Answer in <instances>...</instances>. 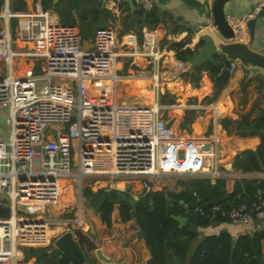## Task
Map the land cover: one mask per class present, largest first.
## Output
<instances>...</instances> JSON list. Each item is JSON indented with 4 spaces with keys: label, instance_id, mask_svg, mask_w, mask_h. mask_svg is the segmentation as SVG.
Segmentation results:
<instances>
[{
    "label": "built area",
    "instance_id": "2783aa9c",
    "mask_svg": "<svg viewBox=\"0 0 264 264\" xmlns=\"http://www.w3.org/2000/svg\"><path fill=\"white\" fill-rule=\"evenodd\" d=\"M120 1L112 0L116 9ZM135 1L145 11L155 9L153 0ZM29 4L26 10H14L13 0H0V108L7 110L8 126V139L0 138V197L11 209L9 217L0 218V264H20L24 248L54 252L53 221L43 215L59 198L65 179L79 184L85 178L132 179L151 192V180L166 174L213 178L220 174L217 144L178 135L162 114L158 84L154 83L156 96L148 104L117 102L122 78L118 63L125 55L121 49L132 48V55L149 58L155 73L160 69L152 31L143 33L142 45L128 33L116 41L117 48L109 35L101 34L92 49H83L77 26L62 23L53 9L43 7V0ZM262 4L245 16L227 14L234 33L230 41L248 42L247 23ZM23 59L32 66L38 61L40 72L22 68ZM241 66L227 60L220 75L232 76ZM104 80L113 81L109 100L90 91L91 85ZM74 108L78 117L72 121ZM257 195L251 205L229 210L220 205L193 211L184 207L189 214L210 219L220 214L232 224H248L264 218L263 192L258 190ZM131 197L137 201L140 194ZM84 251L91 248L85 245Z\"/></svg>",
    "mask_w": 264,
    "mask_h": 264
},
{
    "label": "crops",
    "instance_id": "0c3cea01",
    "mask_svg": "<svg viewBox=\"0 0 264 264\" xmlns=\"http://www.w3.org/2000/svg\"><path fill=\"white\" fill-rule=\"evenodd\" d=\"M24 1L26 4L30 5V0ZM64 1L66 2L67 0ZM212 1L213 0H153L155 9L161 17H164V20L158 23L154 28H149L140 20L134 21L132 23L133 26L127 30L125 21L129 16V12L132 13L139 8L136 1L134 0L136 4V9L134 11L126 0L117 2L118 5L116 7L121 10L118 12V8L116 9L115 6H113L114 3L112 0H106L105 4H103L101 0V7L108 9L112 13V16L107 20L106 26H99L95 29L92 45L97 43L101 34L109 35L114 47L117 48L118 45L116 41H121L123 36L128 33L135 34L140 45L144 42L143 33L145 31H152L155 34L157 51L161 57V63L169 66L167 73L168 75H173V78H170L167 83L160 85L159 76L157 74L151 76V74L149 75L147 72L148 67L152 68L149 64V58L140 54L132 55V48H123L121 51L125 55L119 59L118 68L121 69L119 72H124V74L122 76L120 75L122 78H119L118 81L124 83L126 81L143 83V86L137 92L145 96L148 94L151 98L153 95L155 96L154 83L159 85L160 96L161 94L164 95L165 92L176 93L186 98H190L194 95L198 97L199 103L203 99L210 98V103L208 105L198 106L206 111L204 117L195 114L190 115V131H188L187 128H182L181 131L175 128V124L178 121L177 127L180 129V124L184 121V115H178L175 123L172 125L181 137L213 141L217 144L219 149V170L223 168V172L220 171V174L214 178L209 175H192L188 177L189 183L191 178L196 177L211 178L213 183L217 178H225L226 192L232 193L236 179L240 178L236 177L235 174L244 173L236 170L233 166L236 156L247 149H256L260 145L261 139L258 135L242 136L235 132L229 134L223 128L220 119L222 117H228L238 121L244 114L249 112L251 113L252 119L261 115L264 110V82L257 77L260 71L242 65L232 76H229L225 83L221 86H217L209 70L205 69L202 71L200 86L195 88L190 81L185 80L183 74L186 72V64L177 58L176 51L171 45L172 43H181L184 45L183 49H191L194 53L202 47L204 43L203 38L206 34L205 31L211 29L215 32L211 25L205 26L207 12L210 11ZM254 3V0H233L226 5V14L231 13L238 16H245L252 10ZM74 13L77 15V10H74ZM77 21L78 23L80 22L79 19H77ZM140 32L142 33V41L139 38ZM249 39L248 44L251 48L264 54V17L257 20L255 39L253 42L251 43ZM220 57L225 58L224 56ZM129 66L135 67L134 71H132V68ZM33 68L34 67L31 65L27 70L32 71ZM152 71L154 72V70ZM181 72L182 78H180ZM187 84L190 85L191 92L187 91ZM95 87L97 88V93L95 94L100 95L101 99L109 100L112 98L113 81L104 80ZM148 87H151L152 91H150ZM197 90H201V92L197 93ZM171 105L173 110L181 111L185 114L187 108L185 105ZM210 118H214L217 130H215L212 135L208 134L207 136L206 134L210 133L208 132ZM184 179L185 177L175 174L163 175L151 180L152 191L180 193L181 191L189 190V186L187 187L185 185ZM73 180L77 181L76 179ZM102 182L105 187H102V185L99 186ZM120 182L123 183V187H119ZM94 184L95 186H99V190L105 189L109 191L115 189L122 194H129L130 197L133 193L142 194L144 192L141 182L132 179L103 178L96 180ZM61 185V194L57 201L50 207L57 206L62 195L65 194L63 190L67 189L66 184L63 182ZM70 196L71 190L69 189L63 196V199L67 200ZM85 202L86 201H84L85 210H82V218L79 217L76 220L60 219L49 216L51 211L43 215L53 221L51 225V246L54 249L53 253H55L57 248V239L64 233L70 232L74 240L79 244L89 264H149L151 251L134 217L131 220L123 221L120 216L119 208L117 209L115 204L112 214V225L107 226L102 221L100 212L95 207ZM83 224L86 228L91 226L97 241L95 249H91L89 253H85L84 251L85 245L88 244L85 242L82 243L78 237V231L86 233V228L83 227ZM259 228L264 229V218L248 224H213L210 227L200 229L199 240L206 235L219 233L222 230H228L231 235L236 237L240 234L251 233ZM97 248L102 250L103 255L110 259V262L103 261L98 257L96 253ZM191 254L192 251H189V256ZM20 264L43 263H39L36 256L27 258L24 251L21 250Z\"/></svg>",
    "mask_w": 264,
    "mask_h": 264
},
{
    "label": "trees",
    "instance_id": "16d2710c",
    "mask_svg": "<svg viewBox=\"0 0 264 264\" xmlns=\"http://www.w3.org/2000/svg\"><path fill=\"white\" fill-rule=\"evenodd\" d=\"M126 4L125 2H123ZM14 10H26L27 4L24 0H13ZM45 9H53L64 24L78 25L80 32L86 37V29L89 33H95L99 26H106L107 20L112 13L101 7V0H43ZM139 7V6H138ZM77 10V15L74 13ZM77 19L84 23L80 26ZM125 21L127 30L133 26L134 21L140 20L149 28H154L164 20L156 9L145 11L138 8L130 13ZM15 24V22H13ZM142 41V33H139ZM179 60L186 62L193 54L191 49H183L181 43H172ZM227 62L225 58L215 57L214 63H206L196 68L194 72H184L186 81H190L198 88L202 80V71L209 70L211 77L217 86L225 83L229 76L220 75V68ZM130 88L138 91L143 83L126 81ZM187 91L191 92L190 85H186ZM197 93L201 90H197ZM169 97L168 100L165 98ZM165 105L174 104V97L169 93L162 96ZM220 122L229 133H238L242 136L258 135L261 143L256 149H247L238 154L233 166L236 170L250 173H264V110L261 115L252 119L251 113L244 114L240 120L235 121L228 117H222ZM263 192L264 199V177H243L236 179L234 189L230 196L221 201L226 193V179L217 178L213 183L211 178H191L189 190L180 193L165 191L143 192L140 198L134 201V205L120 203L119 211L123 221L133 218L132 211L136 213L137 223L148 247L151 251L149 264H264V229H257L251 233L233 236L228 230L206 235L200 238V229L210 227L213 224L231 223L226 217L218 214L214 219L207 218L198 213H187L184 204L191 211L196 207L206 209L220 205L225 209H231L243 203L251 205L258 199L257 192ZM86 202L95 207L102 221L112 225V214L115 202L111 201L108 191L100 189L94 192L91 188L84 191ZM11 214L8 200L0 197V218H7ZM176 216L188 218V222L181 224ZM79 240L87 243L91 249H95L93 241L89 236L78 231ZM196 244V245H195ZM25 256H36L39 263L43 264H71L67 255L54 256L47 248L29 247L23 249ZM189 251L192 254L189 256Z\"/></svg>",
    "mask_w": 264,
    "mask_h": 264
},
{
    "label": "water",
    "instance_id": "95a60500",
    "mask_svg": "<svg viewBox=\"0 0 264 264\" xmlns=\"http://www.w3.org/2000/svg\"><path fill=\"white\" fill-rule=\"evenodd\" d=\"M59 0H54L57 3ZM131 9H136L134 0H126ZM233 0H213L210 11L207 12V19L205 26L211 25L215 32L211 29L205 31L203 38L202 47L194 53L185 62L186 72H194L197 67L202 66L206 63H214L215 57L224 56L226 60L239 61L242 65L258 69L260 72L259 77L264 82V54L255 51L251 46L246 43L232 42L234 33L226 19V5ZM106 0H102L105 4ZM254 5L263 3L259 12L251 18L247 25L249 29L250 42L252 43L255 39L256 23L261 17H264V0H254ZM253 5V6H254ZM253 8V7H252ZM180 176L185 177L184 183L188 187L189 180L188 174H181ZM236 177H264V173H236ZM230 192H226L222 197L221 201L226 200L230 196ZM108 195L111 201L116 203V208H119L120 203H127L130 206L134 205V200L129 194H122L115 189L108 191ZM133 217L136 219L135 211H132ZM176 219L181 223L185 224L188 222V218L184 216H176ZM137 220V219H136ZM86 234L93 241L94 245H97L96 237L93 233L91 226L86 230ZM96 253L100 259L106 262H110V259L103 255L100 248L96 249ZM65 254L69 257L72 264H89L79 244L74 240L72 233L66 232L57 239V248L54 256H61Z\"/></svg>",
    "mask_w": 264,
    "mask_h": 264
},
{
    "label": "rangeland",
    "instance_id": "374dc122",
    "mask_svg": "<svg viewBox=\"0 0 264 264\" xmlns=\"http://www.w3.org/2000/svg\"><path fill=\"white\" fill-rule=\"evenodd\" d=\"M57 14V13H56ZM58 15V14H57ZM58 18L60 19L59 15ZM80 26H84V23L82 21L79 22ZM78 30H79V34L82 40V47L83 49H92L95 45H92V42L94 40V35L95 33H89L87 32L88 29H86V37L83 35V33L80 32L79 26L76 25ZM16 48V47H15ZM17 49V48H16ZM21 62V60H18L17 64L19 65V63ZM39 62L38 61H34L33 63V73H39L40 71V67L38 66ZM22 68H25L26 70L29 68V66H31L30 64V60L27 59H23L22 62L20 63ZM130 67V66H129ZM128 67V68H129ZM132 68L131 70L134 71L135 67H130ZM147 72L149 73V75L151 74V76H153L154 74H157L159 76V80H160V85H162L163 83H167L170 78H173V75L167 73V70H169V66L165 65L163 63H161L160 65V69L158 71V73L153 72L152 68L148 67L147 68ZM119 75H123L124 72H118ZM129 74V72H128ZM180 78H182V72L180 73ZM97 86L96 84L91 85V92L93 94L97 93V88L95 87ZM95 89V91H94ZM148 89L150 91H152L151 87H148ZM215 90V88H214ZM167 92H165L166 94ZM170 95L172 97H174V106L175 105H180L183 104L185 105L187 108L185 110V114H183V112L181 111H177V110H173L172 105H165L162 103V94L160 96V102L161 105L163 106V110H162V114L163 116H165L171 123V125L173 123H175V120L177 118L178 115H184V121L182 122V124H180V129L178 126V121L175 124V128L178 129V131H181L182 128H187L188 131H190V125H191V116L192 114L198 115V116H205L206 115V111L198 106H202V105H208L210 103V98H206L203 99L200 103L198 100L197 96H192V97H183L179 94L176 93H171L169 92ZM91 94V93H90ZM156 96V95H155ZM154 95L151 96L147 94V96L145 95H141L139 92H137L136 90L130 88L128 86V84L118 81V86H117V94H116V99L117 102L122 104H148L150 103L152 100H154L153 98L155 97ZM150 101H149V100ZM166 100L169 99V97L165 98ZM78 117V110L77 108H74V110L72 111V121L76 120ZM7 110L5 108H0V138H3L5 140L8 139V126H7ZM55 126L58 127H62V124H56ZM173 126V125H172ZM189 126V128H188ZM217 130L215 127V120L214 118H210V123L208 126V132L206 135L208 136V134L212 135L213 132ZM73 158H74V153H75V146L73 145ZM224 163V162H223ZM223 168L220 169L221 172H223L222 170ZM120 179V178H119ZM97 179H91V178H85L83 179L82 183L79 184V182L73 180V179H69L67 180V182L64 184H66V188L65 190H63V192L66 194L67 190H71V196L69 198L63 199L58 202V205L50 207L47 209V211L45 212L48 213L49 211H51V214L49 216L55 217V218H60V219H73L76 220L79 217L82 218V210H85V206H84V201H86V198L84 197V191L86 188H93V191H98L99 190V186L102 185L103 186V182L101 184H99V186H95L94 182ZM69 181V182H68ZM103 181V180H102ZM69 183V184H68ZM134 185V184H131ZM91 188V189H92ZM95 189V190H94ZM63 194V193H62ZM82 195V196H80ZM86 204H88L87 202H85ZM71 206V207H69ZM56 207V208H55ZM22 215V214H21ZM83 227L86 228V226L83 224ZM88 227L85 229L87 230ZM20 256V254H19Z\"/></svg>",
    "mask_w": 264,
    "mask_h": 264
},
{
    "label": "bare ground",
    "instance_id": "6f19581e",
    "mask_svg": "<svg viewBox=\"0 0 264 264\" xmlns=\"http://www.w3.org/2000/svg\"><path fill=\"white\" fill-rule=\"evenodd\" d=\"M66 181H67V180H63L62 183H63V182L66 183ZM119 187H123V183H122V182H120ZM51 233H52V232H51Z\"/></svg>",
    "mask_w": 264,
    "mask_h": 264
}]
</instances>
